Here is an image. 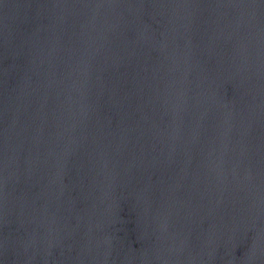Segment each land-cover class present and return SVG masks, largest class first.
Instances as JSON below:
<instances>
[{
  "label": "water",
  "instance_id": "1",
  "mask_svg": "<svg viewBox=\"0 0 264 264\" xmlns=\"http://www.w3.org/2000/svg\"><path fill=\"white\" fill-rule=\"evenodd\" d=\"M0 264H264V0H0Z\"/></svg>",
  "mask_w": 264,
  "mask_h": 264
}]
</instances>
